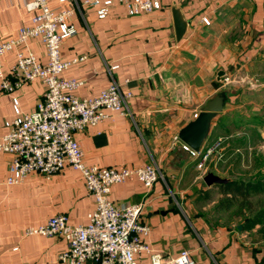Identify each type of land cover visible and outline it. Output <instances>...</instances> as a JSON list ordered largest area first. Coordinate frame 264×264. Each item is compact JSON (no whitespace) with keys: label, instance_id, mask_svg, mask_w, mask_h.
Wrapping results in <instances>:
<instances>
[{"label":"crops","instance_id":"1","mask_svg":"<svg viewBox=\"0 0 264 264\" xmlns=\"http://www.w3.org/2000/svg\"><path fill=\"white\" fill-rule=\"evenodd\" d=\"M105 1L93 5L87 0H48L55 11L71 9L68 22L75 33L61 42L60 57L84 56L61 72L81 81L72 92L95 96L114 80L122 92L131 93L125 114L106 109L104 119L75 135L83 163L157 167L161 175L149 191L131 177L111 185L109 192L115 203H143L139 219L149 226L143 242L151 252L175 257L187 249L193 264H264L260 224L244 228L238 211L237 222L223 223L198 206L213 189L218 200L222 197L221 183L203 181L207 171L245 179L264 167L258 161L264 159V103L243 98L244 90L252 87L237 81L238 85L235 78L264 55V0H159L160 7L133 15L124 3L111 0L107 12L99 15ZM172 8H178L187 22L179 39ZM203 16L209 24L203 23ZM30 17L24 0H0V39L16 37L21 26L31 23ZM26 48L46 61L38 39H29ZM14 60V50L4 53L3 69ZM43 91L38 78L12 93L0 87V135L3 121L14 116L12 95L19 108L29 112ZM216 94L222 96V108L209 121L200 154L191 156L182 148L178 132ZM11 158L0 150V264H66L58 259L65 248L63 237L26 234L25 228L57 212L65 213L71 224L88 221L93 200L80 172L66 165L49 177L31 171L21 182L7 184ZM202 190H208L206 198ZM137 261L150 264L149 253L140 251Z\"/></svg>","mask_w":264,"mask_h":264},{"label":"built area","instance_id":"2","mask_svg":"<svg viewBox=\"0 0 264 264\" xmlns=\"http://www.w3.org/2000/svg\"><path fill=\"white\" fill-rule=\"evenodd\" d=\"M118 1L124 3L130 15L160 7L159 0ZM87 2L94 5L98 0ZM110 2L106 0L107 5L98 8L99 15L107 12ZM24 6L31 13V23L21 26L16 37L0 39V87L12 93L23 82L38 78L44 91L29 112H23L18 98L12 95L14 116L3 121L4 131L0 135V150L12 154L6 183H19L31 171L49 177L68 165L80 172L93 200L84 224H71L65 213L57 212L41 224L26 227L25 233L63 237L65 248L58 259L66 264H83L88 260L95 264H139L137 254L142 250L149 253L150 264H193L194 259L187 249H182L175 257H164L149 250L143 242L149 226L139 219L142 202L115 203L109 198L111 185L131 177H136L145 191H149L161 175L153 163L134 167L86 166L83 163V152L75 135L104 119L106 109L125 114L124 103L131 93L122 92L114 80L95 96L73 93L81 81L63 77L61 72L69 64L83 60L84 56L64 60L59 50L61 42L75 33L68 22L71 9L55 11L49 7L48 0H24ZM202 21L209 24L206 16ZM32 38L43 45L45 62L39 61L26 48L27 41ZM10 50H14L15 60L4 70L1 56ZM196 115L197 112H193V117ZM182 148L191 156L200 154L199 149L194 150L186 143H182ZM213 148L202 155L203 160ZM202 165L199 161L198 166Z\"/></svg>","mask_w":264,"mask_h":264},{"label":"rangeland","instance_id":"3","mask_svg":"<svg viewBox=\"0 0 264 264\" xmlns=\"http://www.w3.org/2000/svg\"><path fill=\"white\" fill-rule=\"evenodd\" d=\"M231 74L236 75L235 72ZM235 78L237 84L238 82L242 83V87H252L251 91H248L247 89L244 90V92L242 93L243 98H246L247 100H253L258 104L264 103V90H262L264 88L261 89L262 86H260L262 85V83H264V55L255 58L254 62L246 68L245 72L238 73ZM228 79V77H223L224 81H228ZM232 82L233 81H231V83ZM252 144H257V142ZM258 161L261 163L262 166H264V159H260ZM249 178L264 179V167H262V169L260 170L258 168L256 173H252L245 176V179ZM251 198L255 206L264 204V193L252 196ZM218 201V193L216 192V189H213L211 190L210 198L205 199L204 201H199L198 206L200 209L205 211V213L210 215L212 219L220 220L223 223L237 222L240 219V214H237L236 203H233L230 207L226 208L225 210H222V208H220L219 206L217 207Z\"/></svg>","mask_w":264,"mask_h":264},{"label":"trees","instance_id":"4","mask_svg":"<svg viewBox=\"0 0 264 264\" xmlns=\"http://www.w3.org/2000/svg\"><path fill=\"white\" fill-rule=\"evenodd\" d=\"M222 197L217 207L228 208L233 203L237 204V211L243 216L244 228H251L260 224L259 231L264 234V204L255 206L252 196L264 193V179H228L219 184ZM203 198L208 196V190H202ZM244 210V213L243 211Z\"/></svg>","mask_w":264,"mask_h":264},{"label":"water","instance_id":"5","mask_svg":"<svg viewBox=\"0 0 264 264\" xmlns=\"http://www.w3.org/2000/svg\"><path fill=\"white\" fill-rule=\"evenodd\" d=\"M172 13L175 36L179 39L185 31L187 22L178 8H172ZM221 74L222 71H219L218 75ZM221 108L222 96L220 94H216L211 99L206 101V103L200 108L197 115L179 130V138L192 149L198 150L205 135L207 134L208 124L211 117H213L217 111H220ZM227 180L228 179L226 177H220L211 171H207L203 175V181L206 185L224 183Z\"/></svg>","mask_w":264,"mask_h":264}]
</instances>
